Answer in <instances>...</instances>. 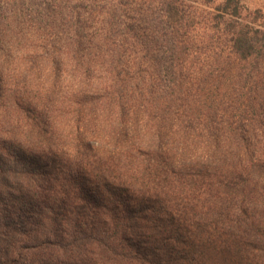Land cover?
I'll list each match as a JSON object with an SVG mask.
<instances>
[{
    "label": "trees",
    "instance_id": "obj_1",
    "mask_svg": "<svg viewBox=\"0 0 264 264\" xmlns=\"http://www.w3.org/2000/svg\"><path fill=\"white\" fill-rule=\"evenodd\" d=\"M214 4L0 0V264H264V11Z\"/></svg>",
    "mask_w": 264,
    "mask_h": 264
},
{
    "label": "rangeland",
    "instance_id": "obj_2",
    "mask_svg": "<svg viewBox=\"0 0 264 264\" xmlns=\"http://www.w3.org/2000/svg\"><path fill=\"white\" fill-rule=\"evenodd\" d=\"M240 7L247 10H254V9H261L264 11V0H237ZM221 0H179V5L183 9H185L186 14L194 15L193 18V25L198 24V27H205L210 24L215 23V21H211L208 13H212L215 15H218L219 11L214 10L216 8V4L214 3H220ZM161 8L160 5H158L157 10ZM192 9V11L190 10ZM158 16V14L156 15ZM186 17V16H184ZM165 17H163L164 19ZM178 23L185 25L184 22L181 20H177ZM210 23V24H208ZM193 25L191 27L193 28Z\"/></svg>",
    "mask_w": 264,
    "mask_h": 264
}]
</instances>
